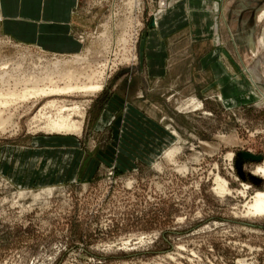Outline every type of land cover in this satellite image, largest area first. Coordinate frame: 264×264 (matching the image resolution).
<instances>
[{
	"label": "rangeland",
	"instance_id": "1",
	"mask_svg": "<svg viewBox=\"0 0 264 264\" xmlns=\"http://www.w3.org/2000/svg\"><path fill=\"white\" fill-rule=\"evenodd\" d=\"M180 2L81 0L94 24L75 54L0 32V264H264V211L250 210L264 194V0H223L210 15ZM214 38L209 66L226 78L200 88ZM164 54L170 78L147 83ZM61 71L102 87L16 101ZM56 100L82 127L45 130ZM125 101L146 117L126 126Z\"/></svg>",
	"mask_w": 264,
	"mask_h": 264
},
{
	"label": "crops",
	"instance_id": "2",
	"mask_svg": "<svg viewBox=\"0 0 264 264\" xmlns=\"http://www.w3.org/2000/svg\"><path fill=\"white\" fill-rule=\"evenodd\" d=\"M81 0H0V32L1 35L9 40H13L16 43L22 45H31L33 47L41 48L49 53H58L69 55L79 53L83 50V45L78 41L77 34L83 32H89L92 30L94 20L90 17L87 9L80 5ZM179 4L184 5V10H192L197 5L201 8H206L212 11L214 8L219 7V3L222 7L223 0H179ZM193 4V5H192ZM216 12V11H215ZM182 25L186 24L193 32L191 41L195 44L197 38L195 37V26L198 24V20H194L193 15L186 14ZM209 23L212 26L216 25L218 28L219 17L210 16ZM159 23V21L157 22ZM172 24L165 27L166 31L170 32ZM163 26V25H162ZM164 28V27H163ZM205 43L208 41L207 34H204L202 38ZM198 39V40H199ZM214 39H210L212 44L211 52L208 51L203 55H200V66L205 73H209L207 79L201 80L199 83L195 81L197 87L210 89L212 82H219L222 84L226 78L225 74L216 75L212 65L214 57L217 55V49L215 47ZM201 42V41H200ZM214 48V49H213ZM159 49L156 51L155 57H158ZM220 56V55H219ZM166 54L161 58L162 62L156 61L151 63L149 69L143 75L146 82L149 83L150 78L156 79L158 86L162 80L169 79L172 72L168 67V60L165 59ZM160 59V58H159ZM151 62L154 60L148 58ZM217 64L220 65L221 59H218ZM202 71V72H203ZM212 74V77H211ZM215 75V76H214ZM143 105L150 108L149 100H143ZM146 103V104H144ZM124 114L121 117L125 121V125L132 124V120L135 118L134 111H138V117H146V113L137 107L135 104L125 101L122 104ZM146 107H143L145 109ZM119 111V110H118ZM137 117V116H136ZM116 116L112 115L111 121H115ZM111 121L109 124L111 125Z\"/></svg>",
	"mask_w": 264,
	"mask_h": 264
},
{
	"label": "bare ground",
	"instance_id": "3",
	"mask_svg": "<svg viewBox=\"0 0 264 264\" xmlns=\"http://www.w3.org/2000/svg\"><path fill=\"white\" fill-rule=\"evenodd\" d=\"M257 13L258 14H257L256 21L257 20L258 21H261L262 18H264V7H262ZM122 39H124V38H121V40ZM127 41H130V40H127ZM124 43H125V45L128 44V42H126L125 40H124ZM74 60H76L78 63H80L79 61H81L80 57L77 58V59H74ZM74 62H72V63H74ZM72 67H74V66H72ZM81 67H83V66H81ZM91 68L94 69L95 67H91ZM72 69H74V68H72ZM92 71L93 70L90 71V69H89V72H92ZM65 72L66 73H63L62 71L59 72L58 76H56L57 74L55 73L56 75L53 76V77L51 75V76L45 77V79H42L41 78L37 83H35L34 85H31L30 86L31 88L30 87L25 88V90L21 93V95L18 96V99H16V101L17 100L18 101H20V100L21 101H25L27 99L34 98V97H36V98H39V97L40 98H42V97H49V98H52L53 97L54 98L56 96L62 97V96L70 95L71 93L72 94H74V93H81L82 94V93H85V92H87V93L90 92V93L93 94L96 91H99L101 89V87H102V86H100L98 84H96V86L92 85V86H89L88 87L87 83H83L82 80H80L82 77H79L78 74H75V73L74 74H70L67 71H65ZM92 78H94V79H92ZM95 78L96 77H94L92 75V77L89 78L88 81L95 80ZM80 81L82 83H80ZM28 84H30V83H28ZM39 84L41 86L43 85V87L39 88L40 87ZM61 84L63 85V87L61 86ZM32 86H34V87H32ZM12 95H14V94L13 93L12 94H7V96H10V97ZM16 96L17 95L15 94V97ZM1 97H2V95H0V99H1ZM47 107H49L50 109H52V112L55 109V111L58 112V115L55 116V118L52 117L51 119H47V120H49V121H47L49 123H47L48 125L46 124L47 125V128H45L46 131H48L50 133L71 132L74 129H79L80 127H82L81 126L82 125L81 122H79V121H73L72 119L70 120V118L68 117L69 115L68 116H65L64 115V113H66L67 111H69V112L71 110L74 111V110H77L78 108L77 109L76 108L69 109L68 108V105L66 103H64V102H58L57 100H56V102H50L47 105ZM1 128L4 129V127H2V126H1ZM253 202H254V204L252 205V207L250 208V210L253 209L256 212H263L264 211V194L263 193L262 194H257L256 197L254 198V201Z\"/></svg>",
	"mask_w": 264,
	"mask_h": 264
}]
</instances>
